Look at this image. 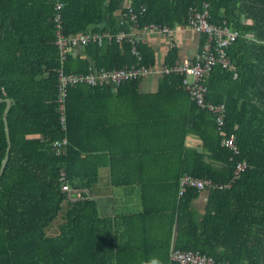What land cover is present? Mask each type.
<instances>
[{"label":"trees","instance_id":"obj_1","mask_svg":"<svg viewBox=\"0 0 264 264\" xmlns=\"http://www.w3.org/2000/svg\"><path fill=\"white\" fill-rule=\"evenodd\" d=\"M61 1L65 34L128 31L127 6L135 11L144 7L139 24L183 26L188 7L206 1L210 22L225 21L241 33L226 51L230 69L216 65L204 81L206 100L225 105L222 132L234 134L238 153L222 145L213 114L189 99L179 87V77L167 75L158 79L152 94H138L139 80L116 90L68 88L66 152L56 156L52 141L61 135L56 70L108 71L130 65L135 58L128 44L111 42L87 44L60 61L53 45L51 0H0V100L11 101L6 115L10 150L0 177V264H146L149 237L138 222L145 223L150 210L165 212L160 205L171 207L168 227L176 224L174 248L207 255L214 262L264 264V0ZM136 49L140 63L153 66L151 49L141 41ZM175 59L173 48L163 64ZM100 99L111 108H127V116L101 122L94 116ZM5 107L0 102V167L7 149ZM188 135L199 139L197 148L185 146ZM103 159L112 187L137 190L139 214L101 217L93 199L71 202L60 193V168L69 187L90 192ZM126 159L132 169L149 177L117 175L114 167L121 169ZM243 161L247 167L229 189H186L178 196L182 175L228 184ZM204 192L207 206L198 214L190 202ZM157 245L151 251L158 250Z\"/></svg>","mask_w":264,"mask_h":264},{"label":"built area","instance_id":"obj_2","mask_svg":"<svg viewBox=\"0 0 264 264\" xmlns=\"http://www.w3.org/2000/svg\"><path fill=\"white\" fill-rule=\"evenodd\" d=\"M52 2V23H53V45L58 51L59 60L63 61L67 55H73V52L82 50L87 44L95 43L102 45L104 43L116 42L118 44L126 43L130 47V53L135 58L134 63L113 70H94L89 69L86 73H64L61 68L56 70L55 83V101L58 129L65 132V109L64 101L68 88L77 85H86L88 87L109 86L116 90L122 84L129 81L140 80L152 72L151 65L140 63V56L136 49L140 41V32H160L171 36V28L165 25L155 23H138L144 7L140 6L138 10H133L127 6L124 13L128 17L131 26L128 31H119L110 33L109 31H79L77 33H64L62 29L61 0H51ZM208 3L203 1L199 5H190L186 12L184 26L188 29L203 35V41L199 44V50L193 60H181L164 65L160 69L161 76L174 75L180 78L179 87L187 93L189 99L193 101L200 110L213 114L215 124L218 130L223 134L222 145L235 154L238 153L233 133L224 134L222 128L225 124L226 108L224 103L214 104L206 100L207 87L204 81L209 77L213 68L220 65L224 69H230V62L227 57V49L241 35L238 29L230 27L225 21L221 23H212L209 21ZM248 37V35H247ZM251 40H254L251 37ZM173 47V44H169ZM67 139L63 134L52 141V148L56 156H63L66 152ZM247 167L246 162H239L234 170V176L228 184H215L211 180H199L188 175H182L179 179L178 196H181L186 189H193L197 192L204 190H223L229 189L236 177ZM58 184L60 193L68 201H88L93 199V195L87 188H71L66 179V173L63 169L58 172ZM167 264H230L226 261L214 262V260L204 254L193 251H181L171 247L168 252Z\"/></svg>","mask_w":264,"mask_h":264},{"label":"crops","instance_id":"obj_3","mask_svg":"<svg viewBox=\"0 0 264 264\" xmlns=\"http://www.w3.org/2000/svg\"><path fill=\"white\" fill-rule=\"evenodd\" d=\"M171 36H167L163 33L160 32H140V41L141 43L145 44L149 49H151L153 56H154V64L152 66V72L144 77L141 78L138 82V94H152L156 92L158 89L157 83L158 79L161 78L160 75V69L162 66H164L163 61L166 53L175 48L176 50V59L173 61H181V60H193L194 57L196 56V53L199 50V44L202 43L203 41V35H200L199 33H196L195 31L186 28L184 25L183 26H175L174 28H171ZM173 44V47H170L169 44ZM81 50H77L76 53H80ZM172 64V63H171ZM170 64V65H171ZM173 98H176L174 96ZM96 102L95 108H96V113H95V118L100 120L101 122L103 120H106L109 118L114 117L117 119L119 118H125L128 114L129 111H127V108L121 106L119 108H111V105L108 106L103 104V102ZM119 112V113H118ZM123 121V120H122ZM106 126V125H105ZM62 136L63 134L65 135V132L62 133L60 132ZM66 137V136H65ZM59 138V137H58ZM184 144L186 147H191V148H197L198 144H200L199 139L192 135L186 136L184 140ZM125 146V145H124ZM121 145V147H124ZM105 159V158H104ZM101 161V166L98 167V170L104 169L105 170V177L107 178L108 181V203L110 204L109 210L112 211V214L108 217H112L115 214H139L141 211V206L138 209L132 210L130 207L134 204V201L139 202L138 199V193L137 190L132 188L130 191L124 189L125 187H121L122 191V198L120 199V202H116V197L114 196V191L115 187H112L110 185V168L106 167L107 163L106 160ZM128 159H126L125 163L122 161L121 165H124L120 168L117 169V167H114V171H117V175L121 176L124 178V176L127 179H136L140 177L141 175H144L145 177H149L146 172H143L140 170V172L137 169H132L131 168V163H129ZM110 162L108 160V166ZM120 169V170H119ZM97 174H96V181H97ZM117 176V178H119ZM96 181L94 184H96ZM93 184V185H94ZM91 189V188H90ZM129 189V188H127ZM124 191L126 192V198L124 196ZM129 192V193H127ZM95 194V193H94ZM135 199V200H134ZM140 205V203H139ZM207 206V193H200L198 197L190 202V208L193 209L196 213L198 214H203L205 212ZM165 207L166 211L165 212H157L156 213L148 212L145 214L144 220L145 223H140L138 222L139 229H141V233H145L149 237V242L146 243V249L145 253L150 254L146 256L143 261H148L153 257L158 258L162 264H165L166 260L168 262V252L171 247L174 246V240L176 237V224L174 223L171 225L172 228H169L168 225H170V206L167 205H160V208ZM168 239V248L167 251L165 248V243ZM150 242H154L151 243ZM158 243V250L156 251H151V247L156 245ZM167 252V255H166ZM158 253V255H157ZM167 257V259H166ZM228 262V261H226ZM229 263V262H228Z\"/></svg>","mask_w":264,"mask_h":264},{"label":"rangeland","instance_id":"obj_4","mask_svg":"<svg viewBox=\"0 0 264 264\" xmlns=\"http://www.w3.org/2000/svg\"><path fill=\"white\" fill-rule=\"evenodd\" d=\"M97 175L98 176H97L96 184L92 185L90 187L91 189L89 190L91 194L93 195V202L96 206L98 215H100L101 217H108L112 214V211L109 210L110 204L108 203V181H107V178H104L105 170L104 169L98 170ZM124 189L130 191L132 188L127 189L125 187ZM121 193L122 191L120 188L115 189L114 196L116 197V200H117L116 202H120V199L122 198ZM124 196L126 198L125 191H124ZM139 207H140L139 202L134 201V204L130 208L132 210H135V209H138ZM142 264H145V262H142Z\"/></svg>","mask_w":264,"mask_h":264},{"label":"water","instance_id":"obj_5","mask_svg":"<svg viewBox=\"0 0 264 264\" xmlns=\"http://www.w3.org/2000/svg\"><path fill=\"white\" fill-rule=\"evenodd\" d=\"M5 102L6 103V107H5V110H4V113H3V121H4V128H5V134H6V139H7V149H6V153H5V158L1 164V167H0V177L2 175V172L5 168V165L7 163V160H8V154H9V150H10V141H9V130H8V124H7V118H6V115L8 113V110L11 106V101L9 99H5V100H0V102Z\"/></svg>","mask_w":264,"mask_h":264},{"label":"clouds","instance_id":"obj_6","mask_svg":"<svg viewBox=\"0 0 264 264\" xmlns=\"http://www.w3.org/2000/svg\"><path fill=\"white\" fill-rule=\"evenodd\" d=\"M146 264H161V261H160L158 258L153 257V258H151L150 260H148V261L146 262Z\"/></svg>","mask_w":264,"mask_h":264}]
</instances>
